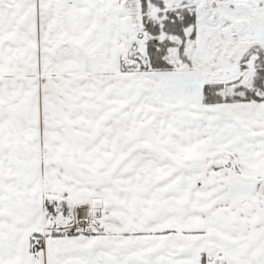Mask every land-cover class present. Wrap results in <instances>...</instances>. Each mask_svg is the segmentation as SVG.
Instances as JSON below:
<instances>
[{
    "label": "snow or ice",
    "instance_id": "6c2138e0",
    "mask_svg": "<svg viewBox=\"0 0 264 264\" xmlns=\"http://www.w3.org/2000/svg\"><path fill=\"white\" fill-rule=\"evenodd\" d=\"M0 264H264V0H0Z\"/></svg>",
    "mask_w": 264,
    "mask_h": 264
}]
</instances>
